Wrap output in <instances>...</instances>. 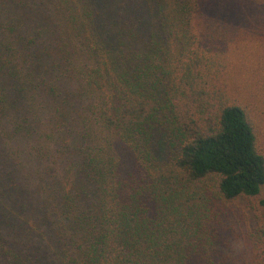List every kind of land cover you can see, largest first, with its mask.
Wrapping results in <instances>:
<instances>
[{"label": "trees", "instance_id": "trees-1", "mask_svg": "<svg viewBox=\"0 0 264 264\" xmlns=\"http://www.w3.org/2000/svg\"><path fill=\"white\" fill-rule=\"evenodd\" d=\"M263 2L0 0V264H229L264 189L230 30Z\"/></svg>", "mask_w": 264, "mask_h": 264}, {"label": "rangeland", "instance_id": "rangeland-1", "mask_svg": "<svg viewBox=\"0 0 264 264\" xmlns=\"http://www.w3.org/2000/svg\"><path fill=\"white\" fill-rule=\"evenodd\" d=\"M235 5V9H239V5ZM257 10H260L261 23H238L232 26L230 32L233 43L231 42L230 44V56L236 65L239 66L240 64L244 72L243 75L251 81L253 88H255V93L264 97V86L260 85L258 81L264 75V2L258 6ZM260 107L264 113V104ZM262 201H264V189L262 195L256 200H240L229 205L230 210H233V221L231 224H233L234 231L238 232L240 237L228 251L229 264H255L251 239L254 227L252 212L253 207L260 206Z\"/></svg>", "mask_w": 264, "mask_h": 264}]
</instances>
